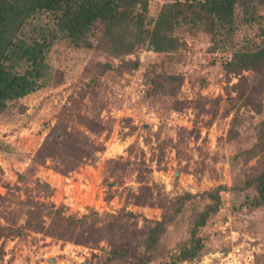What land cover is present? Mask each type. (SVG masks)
<instances>
[{"label":"rangeland","instance_id":"374dc122","mask_svg":"<svg viewBox=\"0 0 264 264\" xmlns=\"http://www.w3.org/2000/svg\"><path fill=\"white\" fill-rule=\"evenodd\" d=\"M163 4L162 0H150L151 15L157 16ZM189 44L191 50L180 67L186 74L181 98L196 101L221 97L223 102L216 115H199L192 107L178 112L165 100H158L156 109H152L144 101V65L158 57L147 48L125 57L140 59V71L124 75L111 71L100 79L95 94L82 99L94 66L110 62L118 67L122 59L57 43L49 60L55 70H61L63 80L58 73L46 88L17 105L10 104L0 114V225L17 228L26 224L28 211L35 208L31 201L49 207L64 206L68 215L78 218L93 210L99 215L127 210L140 215L142 225L144 218L161 220L163 210L138 206L134 201L127 204L131 192L140 196L141 189L149 186L154 194L161 188L163 195L173 198L242 182L256 160L246 166L243 156L235 157L257 142L262 118L250 107L240 108L235 103L237 90L233 86L241 76L228 75L220 64H212V58L221 57V53L209 52V37L199 36ZM59 78L62 81L57 85ZM209 109L211 104L206 107ZM227 110L232 111L228 117ZM236 113L243 120L238 128L240 138L230 143L228 132ZM82 116L102 123L103 133L87 129ZM66 121L70 132L88 139L83 146L90 154L67 175L55 169L52 161L44 166L35 161L53 129ZM140 168L146 182L139 181ZM38 182L45 186L40 187ZM245 197L224 195L226 206L204 229L209 243L204 257L195 264H255L256 256L264 254V208L238 210ZM44 220L43 231L30 227L21 236L2 238L0 264H104L112 248L107 240L98 246H86L79 244L75 236H52L48 233L51 219L45 215ZM184 234L182 228L171 231L170 245L174 246Z\"/></svg>","mask_w":264,"mask_h":264},{"label":"trees","instance_id":"16d2710c","mask_svg":"<svg viewBox=\"0 0 264 264\" xmlns=\"http://www.w3.org/2000/svg\"><path fill=\"white\" fill-rule=\"evenodd\" d=\"M162 1L158 15L152 16L150 0H0V114L10 104L17 105L46 88L58 73L61 76V70L52 67L49 57L57 43L66 42L74 49L122 59L118 67L110 62L96 64L82 99L95 94L100 79L111 71L120 75L140 71V59L125 57L147 48L158 57L144 65V101L152 109H156L158 100H165L178 112L192 107L199 115H216L223 102L221 97H201L196 101L181 98L186 74L180 67L191 50L190 40L195 43L203 35L209 37V52L221 53V57L212 58V64H220L228 75L241 76L233 86L237 90L235 103L240 108L250 107L262 118L257 142L235 157L243 156L246 166L253 160L256 164L245 172L242 182L234 186L222 184L200 194L186 192L169 198L161 188L154 194L149 186L141 189L140 196L131 192L127 204L134 201L138 206L163 210L161 220L144 218L142 225L140 215L127 210L106 215L93 210L78 218L68 215L64 206L49 207L31 201L35 208L28 211L27 223L17 228L0 225V240L21 236L25 228L45 230L47 215L51 219L48 233L52 236H75L79 244L86 246H98L107 240L112 248L104 264H195L205 255L209 240L203 231L225 208V194L246 196L240 211L264 208V0ZM244 72L250 76H242ZM209 104L211 109L206 110ZM69 109L70 113L72 108ZM231 112L227 110L225 116ZM69 113L64 112V116L70 117ZM81 120L92 132L102 134L105 130L96 119L82 116ZM242 122L236 113L227 141L240 138L238 128ZM68 127V121L55 127L35 157L42 166L52 161L54 168L66 175L77 170L88 153L83 146L88 139L70 132ZM138 171L139 181L146 182L144 170ZM180 228L185 234L171 246V231ZM255 264H264V254L256 256Z\"/></svg>","mask_w":264,"mask_h":264},{"label":"water","instance_id":"95a60500","mask_svg":"<svg viewBox=\"0 0 264 264\" xmlns=\"http://www.w3.org/2000/svg\"><path fill=\"white\" fill-rule=\"evenodd\" d=\"M86 264H88V263H86Z\"/></svg>","mask_w":264,"mask_h":264}]
</instances>
